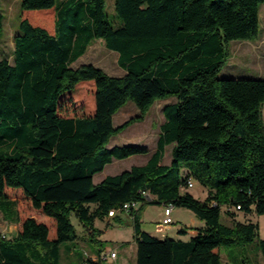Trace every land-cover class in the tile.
<instances>
[{"label":"trees","instance_id":"16d2710c","mask_svg":"<svg viewBox=\"0 0 264 264\" xmlns=\"http://www.w3.org/2000/svg\"><path fill=\"white\" fill-rule=\"evenodd\" d=\"M262 4L114 0L113 22L105 0H20L12 60L0 58V210L20 228L0 237V264H62L63 244L71 251L84 234L100 244L95 220L132 201H140L127 211L135 264H221L222 246L255 239L264 256L259 224L249 217L264 214V77L218 76L230 41L258 37ZM2 31L0 10V36ZM96 39L118 53L122 75L92 63L71 66ZM83 85L92 87L86 90L93 99L90 112L74 110L70 102ZM170 97L175 101L162 107L164 121L146 163L94 183L113 158L149 151L107 145L112 135L142 120L156 100ZM129 100L138 114L114 127L113 115ZM168 145L171 160L164 164ZM190 180L206 189L204 199L188 190ZM8 190L21 192L44 218L21 219ZM152 203L190 209L204 225L185 241L156 237L140 225L141 211ZM222 208L232 225L220 221ZM238 213L248 219L237 220ZM45 218L52 219L53 232ZM79 259L104 260L100 254Z\"/></svg>","mask_w":264,"mask_h":264},{"label":"rangeland","instance_id":"374dc122","mask_svg":"<svg viewBox=\"0 0 264 264\" xmlns=\"http://www.w3.org/2000/svg\"><path fill=\"white\" fill-rule=\"evenodd\" d=\"M0 10L3 14V31L0 36V58L7 57L12 60L14 50V36L18 32L19 20H20V0H0ZM107 18L113 22L118 21V16L114 10V0H105L104 8ZM229 58L219 72V77H264V4L260 6V31L257 38L253 40H232L228 44ZM118 53L113 50H109L105 47L102 39H96L87 47L86 52L81 55L71 66L77 67L83 63H92L100 67L109 75H122L124 70L117 64ZM92 87L84 85L80 88H75L72 93H78L79 95H73V99L70 102L74 105V110L82 112H90L93 107V99L91 94H87V91H91ZM87 90V91H86ZM175 101V97L167 99L156 100L144 118L140 121H135L123 130L115 133L111 136L108 147L123 146L128 144L141 145L149 149H152L156 145V140L160 131V125L164 121V115L162 107L166 103ZM139 109L135 103L131 100L121 107L113 115L114 127L122 124L125 120L137 115ZM262 114H264V106H262ZM170 149V145L167 146ZM170 154L166 153V157L162 163H169ZM146 159V155H135L124 159L113 158V161L106 164L103 171L97 173L94 178V183L100 181L104 174L113 175L117 174L125 169H128L133 164H139ZM115 167V168H114ZM187 189V188H183ZM203 187L195 182V185L188 189L194 195L202 194ZM8 195L17 200V208L21 219L26 216H34L37 220L44 218L40 210H35L30 201L23 196L19 191L8 190ZM162 204L152 203L149 204L148 218L141 224L143 229L149 228L155 223L162 222V209H158L157 206ZM177 208V206H175ZM179 208V207H178ZM181 210L183 207H180ZM186 212L190 209H183ZM183 212V211H182ZM180 213L182 221L186 222L183 213ZM254 222H258V238L264 239V214H253L249 216ZM72 222L75 224L77 232L82 235L84 233L83 227L78 223L75 217H72ZM152 219V220H151ZM236 219L240 221H246L248 218L242 213L236 215ZM51 231L53 232V221L50 218H45ZM220 221L226 225H232V218L225 213V209H221ZM96 227L100 230L97 234H104L101 238V243L106 247L107 252H103L104 260L102 264H135L136 254L132 252V249L126 243L119 242L120 239H128L131 234L132 224H126L124 221L119 223L116 220L115 223L107 224L102 219H97ZM179 222L175 220L171 226L178 225ZM116 226L115 229H122L121 238H116V232L113 229L104 233V226L111 228ZM131 225V226H130ZM20 228V222H14L11 219L5 217L0 210V237H11L16 234ZM109 230V229H108ZM171 231L168 232V234ZM171 237V236H169ZM119 239V240H116ZM249 242L244 245L233 243L227 246L221 247L220 260L221 264H264V256H262L260 250L257 248L255 242ZM74 246V248H73ZM72 246L74 253H70L63 244L61 246V263L62 264H79V257L84 253L82 245L74 243ZM85 248V247H84ZM116 251L118 256L116 258L111 257V251Z\"/></svg>","mask_w":264,"mask_h":264},{"label":"crops","instance_id":"0c3cea01","mask_svg":"<svg viewBox=\"0 0 264 264\" xmlns=\"http://www.w3.org/2000/svg\"><path fill=\"white\" fill-rule=\"evenodd\" d=\"M155 148H156V145H155L154 148L149 149V151L147 153H141L142 155H146V159L143 162L139 163V164H133V165L145 164L146 161L148 160V158L150 157L151 153L155 150ZM171 149H172V146H170V149L169 150L166 147L165 152H164V157H163V159H164L166 157V153H169L170 154L169 162L171 160ZM135 155H140V154H134V155H131V156H135ZM131 156H129V157H131ZM95 175H94V178H95ZM105 176L106 175L104 174L103 178ZM201 193L202 194L197 195V196L193 194V196L196 197V198H199V199H204L205 196H206V189L204 187H203ZM139 205L140 204H138V206ZM162 205H160V206L158 205L157 208L161 210L162 209ZM138 206H136V208ZM148 209H149V206H146L141 211V215H140V225L147 220V218H148ZM183 209H187V208H183ZM183 209L181 210L180 207L179 208L178 207L176 208L175 206H173V209L171 211L172 223H174L175 220L179 222V224L178 225H175L174 227L171 226L172 223L171 224H168V225H164L162 222H160V223H155L154 225H151L149 228H146V229H143L142 226H141V229H143V230L147 231L148 233H150V234H152V235H154L156 237H159V238H163V237H166V236H171L173 238L181 239V240H184V241L185 240H188V239H190L192 236H194L196 234L198 227L204 225V221L203 220H200L191 210H189L191 212H188V211L186 212V210H183ZM163 210H164V206H163ZM181 212L184 214L185 218L187 219L186 222L182 221V219H181L182 217L180 216V213ZM162 214H163L162 215V219H163L164 212ZM117 219L120 220L119 223H122L124 221L126 224H132L131 223V221H132L131 216L129 215L128 212H125V211L124 212L123 211L122 212H119V213H117V215L112 216V217H105L104 222L107 223V224L115 223ZM96 221L97 220H95V222H94V225L95 226L97 225L96 224ZM181 227H186L185 234H179L178 233V229L181 228ZM97 228H99V227H97ZM115 228H116V226H113V225H112L111 228H108L107 226H104L103 232L104 233H107L108 231H111L110 229H113L114 231H117L116 232V238H121V231H122V229L121 228L120 229H115ZM131 229H133V227ZM169 231H171V233L168 234ZM131 234L132 235H130V237L128 239H120L119 242L128 244V246L132 249V252H135V254H136V242H135L134 237H133V230H131ZM103 235L104 234H100L96 238L98 240H101V238H102ZM116 240H119V239H116ZM76 243L78 245L81 244L82 245V248L84 249V253L81 255L82 258H87L88 257V258H91V259L95 260L97 258V254H100L101 255L103 252L104 253L107 252L106 247H104L102 245V243L95 244L94 245L91 242H89L88 241V235L87 234H84V237L82 239L80 238ZM73 248H74V246H73ZM73 248L70 251V253H72V254L74 253ZM101 248H102V251L99 252V249H101ZM111 252H115V254H116L113 258H116L118 256V253L116 251H113L112 250ZM80 260L81 259H79V261Z\"/></svg>","mask_w":264,"mask_h":264},{"label":"built area","instance_id":"2783aa9c","mask_svg":"<svg viewBox=\"0 0 264 264\" xmlns=\"http://www.w3.org/2000/svg\"><path fill=\"white\" fill-rule=\"evenodd\" d=\"M194 186V182L192 180L188 181L187 182V187L188 188H191ZM142 194L149 198V193L147 191H142ZM138 204H140V201H132V202H127V203H124L122 208H119V209H111L109 212H108V216L109 217H112V216H115L117 213L119 212H127L129 210L130 207H136L138 206ZM164 206V216H163V219H162V223L164 225H168V224H171L172 223V217H171V211L173 209V204L172 203H165L163 204ZM236 208H239V206H237ZM111 257H114L116 254L115 252H111L110 253ZM104 256L105 255H100V258L104 259Z\"/></svg>","mask_w":264,"mask_h":264}]
</instances>
